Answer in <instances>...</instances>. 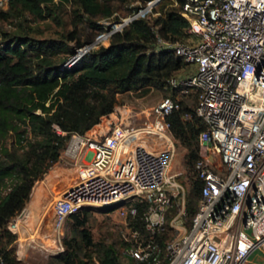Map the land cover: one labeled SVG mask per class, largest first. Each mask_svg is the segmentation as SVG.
I'll return each instance as SVG.
<instances>
[{
	"label": "built area",
	"instance_id": "obj_1",
	"mask_svg": "<svg viewBox=\"0 0 264 264\" xmlns=\"http://www.w3.org/2000/svg\"><path fill=\"white\" fill-rule=\"evenodd\" d=\"M158 1L149 0L132 15L145 14ZM175 2L195 38L160 37L159 43L191 66L169 81L195 92V112L205 123L195 164L203 183L194 215L187 209L188 187L170 171L175 141L168 115L180 98L167 94L141 126L117 112L104 131L72 134L65 152L79 161L78 177L53 200V230L60 233L67 217L84 206L123 203L122 214L131 216L124 233L127 256L148 264H249L250 253L264 248V0ZM112 31L99 33L68 65ZM152 138L164 144L150 147ZM138 203L145 231L135 225ZM8 225L15 230L16 220ZM168 226L176 232L161 242L157 234Z\"/></svg>",
	"mask_w": 264,
	"mask_h": 264
},
{
	"label": "trees",
	"instance_id": "obj_2",
	"mask_svg": "<svg viewBox=\"0 0 264 264\" xmlns=\"http://www.w3.org/2000/svg\"><path fill=\"white\" fill-rule=\"evenodd\" d=\"M140 1L131 7V12L135 13L149 0ZM174 1L159 0L153 6L156 15L134 16L112 31L109 43L97 42L71 65H68L71 56L106 30L100 18L115 14L118 7L113 0H8L0 6V20L17 19L14 27L5 28L0 23L2 264L22 263L15 243L18 233L8 224L24 208L36 180L60 158L72 134H85L103 115L112 112L120 92L172 87L170 77L186 62L172 47L161 45L159 38L185 41L190 33L189 20L178 4H170ZM65 2L72 4L76 23L85 20L94 30L86 40L77 38L74 29L66 37H35L22 31L27 13L45 17ZM75 38L77 42L72 44L70 40ZM170 94L175 96L176 91ZM179 102L180 106L171 111L168 119L173 134L187 148L190 187L186 202L192 217L203 183L195 164L201 155L199 133L205 123L195 107L186 104L183 98ZM138 205L135 225L145 231L143 206ZM86 212L84 206L68 216L73 232L63 238L64 248L51 256L49 264H126L112 242L93 236L86 226ZM164 233L157 234L161 242L166 238ZM130 259L133 264H148Z\"/></svg>",
	"mask_w": 264,
	"mask_h": 264
},
{
	"label": "rangeland",
	"instance_id": "obj_3",
	"mask_svg": "<svg viewBox=\"0 0 264 264\" xmlns=\"http://www.w3.org/2000/svg\"><path fill=\"white\" fill-rule=\"evenodd\" d=\"M113 1L118 7L115 14L108 18H100V22L106 25V29L115 26L120 21L130 16L133 13V11L131 12V7L141 3L140 0ZM170 4L175 5L176 2L174 1ZM157 13L158 12L154 11V9L146 11V15L149 14L154 16ZM26 16L27 19L24 20L21 29L35 37H66L65 35L74 29L76 30L77 38H80V40L83 41L86 40L89 32H94L87 21L81 20L77 23L75 22L73 6L70 2L60 3L58 6H55V11L45 17H37L31 13H27ZM16 21V18H4L0 20V23H2L5 28H9L14 27ZM77 38L71 39L70 42L76 44ZM194 38L195 37L190 32L183 40L193 41ZM103 41L109 43L107 38H104ZM190 67V65L185 64L183 68L178 70L177 74L181 76L190 72ZM182 88L183 86H179L175 89L172 87L164 89L150 87L148 89H132L120 92L117 94L119 102L115 106V109L110 113H113L114 115L112 118L116 119L118 112L119 115H123L126 122H130L135 126H141L148 119L152 118L153 114L151 113V109L153 105L163 96L174 91H176V95H178L179 98L185 100L186 104L195 107L197 100L195 92L193 90L183 92ZM106 115L107 114L103 115L101 118L104 123H107V119L105 118ZM71 138L72 136L70 137L67 146L62 149L60 158L49 168L44 176L37 179L34 184V186H37V189L43 186L48 195L47 205L44 212L45 223L46 218L48 219V224L45 228L47 236L35 233L28 236L27 239H30L28 242L26 238L23 237V251H18L20 240L18 242L17 236L15 243L17 245V255L19 256L22 254L21 264H49L51 256L57 254L64 248L63 238L65 236H70L73 232L72 219L70 217H67L60 233H56L53 230L52 220L54 198L78 177L79 161L65 152L71 142ZM173 138L175 141V154L170 171L178 173L176 176L177 180L186 185L189 191L190 172L188 171L185 159L187 148L178 137L174 135ZM149 144L150 147L154 146L159 148L164 144V139L152 138ZM122 204L123 203L116 205H87L88 212H86V215L88 216V219L86 226L91 230L96 239H105L108 242H112L119 252L122 261L126 264H133L130 257L124 253V233H128L127 221H130L131 216L122 214ZM189 220L190 217H188V221ZM175 232L176 229L168 226L166 227L164 236L169 237ZM249 264H264V248L256 247L250 253Z\"/></svg>",
	"mask_w": 264,
	"mask_h": 264
},
{
	"label": "crops",
	"instance_id": "obj_4",
	"mask_svg": "<svg viewBox=\"0 0 264 264\" xmlns=\"http://www.w3.org/2000/svg\"><path fill=\"white\" fill-rule=\"evenodd\" d=\"M106 116L109 117V120L112 119L111 113L107 114ZM108 122L105 126L101 120L91 127L87 133L94 131H104L107 128ZM36 187L37 186H34L24 208L13 218V220H16V229L14 231L18 233V242L20 240L18 251L24 250V247L22 246L24 245L23 237L26 238L28 242L30 240L27 239L28 236H31L35 233L47 236V231L45 228L48 224V219L46 218L45 223L44 212L47 205L48 195L46 194L43 186L38 189ZM18 257L21 258L22 254H20Z\"/></svg>",
	"mask_w": 264,
	"mask_h": 264
},
{
	"label": "water",
	"instance_id": "obj_5",
	"mask_svg": "<svg viewBox=\"0 0 264 264\" xmlns=\"http://www.w3.org/2000/svg\"><path fill=\"white\" fill-rule=\"evenodd\" d=\"M146 7H148L147 5L143 6L142 9H145ZM134 17V15L128 17L127 19H123L122 21H120L118 24H116L115 26L111 27L113 30L118 28L121 24L128 22L129 20H131ZM119 203H114V204H106V205H116Z\"/></svg>",
	"mask_w": 264,
	"mask_h": 264
},
{
	"label": "bare ground",
	"instance_id": "obj_6",
	"mask_svg": "<svg viewBox=\"0 0 264 264\" xmlns=\"http://www.w3.org/2000/svg\"><path fill=\"white\" fill-rule=\"evenodd\" d=\"M113 115H114V114L111 113V117H112ZM105 118L107 119V122H108V121H109V117H108V116H105ZM103 124L106 126L107 123H104V122H103ZM97 125H98V124H97Z\"/></svg>",
	"mask_w": 264,
	"mask_h": 264
}]
</instances>
